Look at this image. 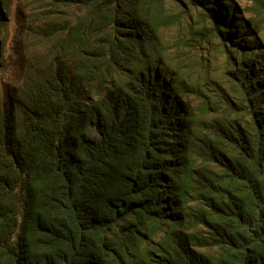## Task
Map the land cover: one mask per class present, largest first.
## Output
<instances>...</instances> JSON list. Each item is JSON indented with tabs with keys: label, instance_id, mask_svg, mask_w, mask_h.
I'll return each mask as SVG.
<instances>
[{
	"label": "trees",
	"instance_id": "16d2710c",
	"mask_svg": "<svg viewBox=\"0 0 264 264\" xmlns=\"http://www.w3.org/2000/svg\"><path fill=\"white\" fill-rule=\"evenodd\" d=\"M43 1L70 14L0 91V264H264V0H241L247 19L232 0ZM193 7L230 49L235 102L168 53Z\"/></svg>",
	"mask_w": 264,
	"mask_h": 264
},
{
	"label": "rangeland",
	"instance_id": "374dc122",
	"mask_svg": "<svg viewBox=\"0 0 264 264\" xmlns=\"http://www.w3.org/2000/svg\"><path fill=\"white\" fill-rule=\"evenodd\" d=\"M7 1L9 7L4 10L7 26L1 36L4 67L0 69V91L3 101L14 99L30 70L48 49V44L39 36L40 29L49 22L64 20L67 14H70L69 10H56L49 2L43 0ZM232 1L239 7L240 14L247 19L248 14L245 12L248 4L241 0ZM204 13L205 9L193 7V12L186 17L187 19L190 15L188 21L193 25L191 42L185 43L181 39L190 28L186 22L183 28H172L164 32L163 38L168 53L174 66L190 83L204 84L213 80L208 88H204L213 102H235L233 97H237V94L234 93L233 78L229 73L230 66L227 61L230 49L223 47L219 33L211 30V24ZM261 39L264 44V27ZM192 101L194 106L201 108L199 100L192 98Z\"/></svg>",
	"mask_w": 264,
	"mask_h": 264
}]
</instances>
